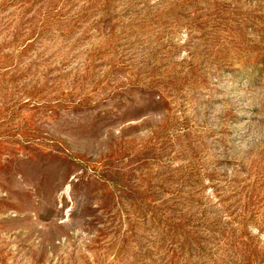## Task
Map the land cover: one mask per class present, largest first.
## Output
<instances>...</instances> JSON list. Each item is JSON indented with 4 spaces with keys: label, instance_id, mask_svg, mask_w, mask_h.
<instances>
[{
    "label": "rangeland",
    "instance_id": "374dc122",
    "mask_svg": "<svg viewBox=\"0 0 264 264\" xmlns=\"http://www.w3.org/2000/svg\"><path fill=\"white\" fill-rule=\"evenodd\" d=\"M0 264H264V0H0Z\"/></svg>",
    "mask_w": 264,
    "mask_h": 264
}]
</instances>
